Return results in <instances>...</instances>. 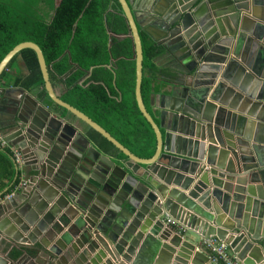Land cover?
<instances>
[{"label": "water", "instance_id": "95a60500", "mask_svg": "<svg viewBox=\"0 0 264 264\" xmlns=\"http://www.w3.org/2000/svg\"><path fill=\"white\" fill-rule=\"evenodd\" d=\"M117 2L133 44L135 103L155 135V153L137 158L58 99L41 50L18 44L1 60L0 75L18 52L31 49L50 101L127 159L106 158L27 91L1 89L4 141L21 158L16 165L10 155L17 186L0 194L1 240L20 247L21 256L43 253L49 264H158L161 257L153 263L147 248L168 264L165 251L178 246L173 264H182L195 247L191 264H211L200 243L186 235L191 232L228 245L237 264H264V0ZM139 31L179 63L166 104L158 106L159 124L141 98ZM22 167L28 170L17 184ZM209 176L211 193L203 192ZM35 244L39 249L29 247ZM0 262L17 264L6 256Z\"/></svg>", "mask_w": 264, "mask_h": 264}, {"label": "trees", "instance_id": "16d2710c", "mask_svg": "<svg viewBox=\"0 0 264 264\" xmlns=\"http://www.w3.org/2000/svg\"><path fill=\"white\" fill-rule=\"evenodd\" d=\"M108 31L113 37H109ZM127 33L117 0H61L58 7L55 0H0V62L20 43L37 45L57 98L100 126L131 154L147 160L155 153L156 140L135 103L134 51ZM139 37L140 92L151 115V96L159 88L174 84L176 73L158 67L155 61L162 55V49L143 31H139ZM17 61L22 62L27 72L23 78L14 70ZM8 87L33 92L54 113L63 118L71 116L48 98L31 49L18 52L2 71L0 90ZM84 126L94 145L121 161L127 159L102 136ZM13 178L10 153L0 147V191ZM21 254L20 250H11L10 260H17Z\"/></svg>", "mask_w": 264, "mask_h": 264}, {"label": "crops", "instance_id": "0c3cea01", "mask_svg": "<svg viewBox=\"0 0 264 264\" xmlns=\"http://www.w3.org/2000/svg\"><path fill=\"white\" fill-rule=\"evenodd\" d=\"M249 14H250V16L252 15V10L251 9L249 10ZM257 14L256 15L259 17V13L258 12H257ZM262 15L264 16V10H263V14ZM159 47L162 49L161 46H159ZM162 51H163V49H162ZM155 62H156V65L158 67L167 68V69L171 70L172 72H176L177 69H178V67H179L178 61L175 58L170 57L169 55H167L164 51H163L162 55L156 59ZM222 67H224V65ZM14 70L17 71L20 74V77H22V78L25 77L26 74H27V72H26V70H25V68H24V66H23V64H22L21 61H17L15 63ZM217 78H218V76H217ZM172 85L173 84H170V85H167V86H164V87L159 88L151 96V98H150V103H149L150 113L154 117V121L156 122V124H159V112H160V109H158V106H164L166 104V100H167V98H168V96L170 94L169 92L171 91V86ZM16 88H19V87H8V88H4V90H7V89H16ZM19 89H21V88H19ZM55 89H57L56 90L57 92L60 91L59 86H56ZM53 91H54V89H53ZM27 92L30 93L35 98H37V96L33 92H30V91H27ZM208 96H210V94ZM50 111L52 112V114H54L58 118H60L64 123H67V124L73 126L74 128H76L90 142V146L93 147L94 149H96L101 154L105 155L106 158H109V159H111V160H113L114 162H117V163L118 162H121L120 159L115 158V157L107 154L106 152H104L103 150H101L100 148H98L96 145H94L93 142L89 139V137L87 135V131L85 129V126L82 125L73 116H67V117H64L63 118L59 114L54 113L53 110L50 109ZM6 119H7V117H6V114H4V112H3V114H0V133L2 134L3 138H5L6 135H8V130L5 129V126L7 125ZM161 132H162V134H164L165 133V129H161ZM204 143H205V146H210V144H208L206 141ZM212 147H215L216 149L218 148L217 146H212ZM1 148L3 150H5V151L9 152L10 155L13 154V153H15L14 150L9 145H7V144H6V147H1ZM230 159H231V157H229V156L226 155L225 156V164H227V162ZM10 160H11V156H10ZM123 161H125V160H122V162ZM218 161H220V160L218 159ZM143 167L144 166L142 165L141 168H143ZM25 170H28V169L22 167V169L20 171V174L18 175V178L16 180V183L17 184L20 183L25 178ZM218 173H222L224 175V173L222 171H218ZM240 175H238L236 177H241ZM211 177L212 176H209L208 177V183L206 184V189L203 192H205V191L207 192L208 191V192L211 193L213 191V189L215 188L211 184V182H212V178ZM225 177H226V174H225ZM14 179H16L15 169H14V178L12 179V181L10 182V184H8L4 189H2L0 191V194L3 193L4 191H6L7 189L10 190V187L15 188L17 186V185L12 186V183H13ZM215 179L217 181H220V183H226V184H229L231 186L234 185V180L227 182L225 180V178H221V179L215 178ZM232 179H233V177H232ZM248 183H249V180H247V178H246V187L248 186ZM13 188L11 190H13ZM10 192L11 191H9L8 193H10ZM183 193L186 194L185 192H183ZM3 198H4V196L1 195L0 196V202L3 200ZM216 208H219V206L217 205ZM221 215H222V218H221L222 223H228V220L226 218L227 217V214H225V213L222 212ZM186 235H188L193 241H196L197 243H200V245H201L200 246V249H203V245H202V241L203 240L201 241L199 237H197L195 234H193L191 232H187ZM170 244L171 243H170L169 240H167L165 242V245H167L169 247H171ZM29 247L30 248L39 249V245L38 244H35L34 246H29ZM19 248L18 247H14V245L12 243H10L9 241H7V240H1V237H0V256H3V257L6 256L10 260L9 252L11 250H18ZM169 249L165 251V254L166 255H169V258H170L168 264H173L174 263V259L176 258V255L178 253L179 246L176 247V248L171 247V249H173V251L171 253H170ZM22 250H24V249L22 248ZM146 251L148 252V255L151 256V259H152V262L153 263L158 262V259L155 258L156 255L159 256V258L161 257V260L163 259V255L160 254V252H153L149 248H147ZM197 251H198V248L195 247L194 252H192V254H190L189 256H187L186 260H183L182 261V264H191L192 261H193V254L195 252H197ZM30 252L32 253V255L29 254ZM145 255L146 254H144V256ZM161 260H160V262L158 264H162V261ZM15 262H17V264H49L48 263V257H47V255H44L41 252L40 253L39 252L37 253L36 251H33V250H30V251H28V254H25L24 256H20L19 258H17V260H15ZM0 264H1V262H0Z\"/></svg>", "mask_w": 264, "mask_h": 264}, {"label": "built area", "instance_id": "2783aa9c", "mask_svg": "<svg viewBox=\"0 0 264 264\" xmlns=\"http://www.w3.org/2000/svg\"><path fill=\"white\" fill-rule=\"evenodd\" d=\"M1 96V90H0ZM0 147H6V143L2 134L0 133ZM14 163L16 165L21 164V158L18 153H13ZM8 197V196H7ZM167 223L174 225L175 223L168 219ZM203 251L211 260V264H237L235 255L231 252L228 245L217 240L215 237H210L208 239H203L202 241Z\"/></svg>", "mask_w": 264, "mask_h": 264}]
</instances>
